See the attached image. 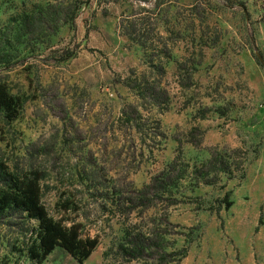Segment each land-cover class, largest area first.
<instances>
[{"label":"rangeland","instance_id":"rangeland-1","mask_svg":"<svg viewBox=\"0 0 264 264\" xmlns=\"http://www.w3.org/2000/svg\"><path fill=\"white\" fill-rule=\"evenodd\" d=\"M32 13L39 40L21 35ZM6 38L22 110L0 112V188L37 173L48 214L98 240L43 264H264L263 0H0ZM215 151L244 170L192 180ZM36 229L0 214V264H33Z\"/></svg>","mask_w":264,"mask_h":264},{"label":"trees","instance_id":"trees-1","mask_svg":"<svg viewBox=\"0 0 264 264\" xmlns=\"http://www.w3.org/2000/svg\"><path fill=\"white\" fill-rule=\"evenodd\" d=\"M50 9L51 6H48L46 11ZM42 10L45 11L40 9V12ZM44 16L42 13H39L38 16L33 13L30 15L24 14L19 19L22 27L21 35L29 40H39L37 37L41 31L37 24L45 22ZM53 21V25L58 27L60 22L71 24L72 19L69 21L67 18L60 19L57 16ZM47 28L52 30L53 27L48 26ZM8 42V38L0 41V67L9 68L13 65L9 53L3 46L8 45ZM68 58L71 57H67L63 61L68 60ZM254 60L258 67L264 69V57H254ZM21 110V99L11 95L6 84L0 82V112L6 120L13 122L18 119ZM195 142L192 141V144L197 145ZM238 159L239 161L235 163L225 152H212L206 162L193 170L192 180L205 186L216 185L222 176H225L228 180H233L236 172L244 170V157L241 156ZM6 178V182L0 188V214L13 209L26 214L30 220L37 223L36 238L27 251L28 259L33 264H43L57 248L64 250L80 263L90 258L98 246V240L83 238L78 225L66 226L62 221L54 220L48 214L41 202V177L37 173H30L24 177L6 174ZM244 179L245 174L243 173L240 180ZM167 180H169V177ZM231 194L232 192L228 191L224 199L219 201L216 210L218 216H220L222 208L229 210L233 206V201L230 200Z\"/></svg>","mask_w":264,"mask_h":264}]
</instances>
